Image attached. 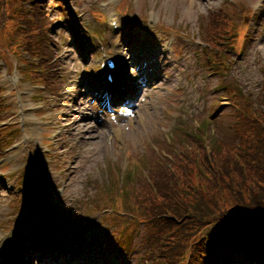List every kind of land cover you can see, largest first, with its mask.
Listing matches in <instances>:
<instances>
[{
  "label": "rangeland",
  "instance_id": "obj_1",
  "mask_svg": "<svg viewBox=\"0 0 264 264\" xmlns=\"http://www.w3.org/2000/svg\"><path fill=\"white\" fill-rule=\"evenodd\" d=\"M57 0H49L50 10H52V3L56 2ZM99 0H72L73 4L78 7V9H84L82 6L90 7V5L97 3ZM153 2L154 4L151 5V7L156 8V10L151 9L149 12V21L148 24H145L144 26H136L128 22L127 20L122 18V24L128 27L134 26L139 31H145L149 34L150 42L149 46L147 45V40L144 41V35L143 32L137 33L135 37L132 39L133 43H136L135 49L136 50H142L149 51V47H152L154 49L162 47L163 44L160 41L159 38H153L152 36V27L159 25V24H167L169 25L171 22H174L173 20L180 19L179 25L180 28L184 31H187L191 34H194L196 37L195 42L200 41L205 37L204 35V28L202 26V22L200 21V15L201 16H207L208 13H210L211 10H217L221 7V3L223 0H147L146 3L148 4L150 8V2ZM249 4L248 6H255L258 0H248ZM224 2V1H223ZM243 3H247L246 0H244ZM82 7V8H80ZM53 11L52 13H54ZM87 13L91 12V10L86 11ZM80 15L82 13L78 12ZM86 13V15H87ZM57 15L56 17L58 18ZM54 21H56V18ZM200 18V19H199ZM262 18L264 20V11L262 13ZM51 19V18H50ZM86 19V16L84 17ZM61 23H63V20H61ZM174 24V23H173ZM179 27V26H178ZM54 28V27H53ZM185 28V29H184ZM264 33V26L258 31L256 41L254 43V49L258 51L257 56H250V64H247L245 59L243 66L241 67V72L239 75L236 74H230L231 78H234L235 76L238 77L240 81H246V79L250 78L255 74L254 81H258L260 79L258 72V62L263 61L264 62V36L262 37V34ZM51 34L55 36L56 40L61 41L63 43L64 49H66L70 44L71 36L67 30L63 28V25L57 24V26L51 31ZM94 42L96 43L98 40H101L104 42V44H109V42H121V36L120 35H112L110 26L107 24L102 29L100 34L97 32H91L89 35ZM101 36V37H100ZM131 36L129 39L131 40ZM130 42V41H128ZM129 44V43H128ZM62 46V47H63ZM165 47H168L167 45ZM172 50H169V52ZM75 52V51H74ZM62 53V49H60V54ZM136 55L135 52L129 53ZM230 54L234 56V58L237 56L232 51H230ZM99 57V54L96 52V55L93 54L91 59V64L93 66L94 63H96L97 59ZM169 58L171 60H176L177 62V68L174 69L170 67V62L168 60L167 63H159V69H158V76L159 79L163 82L159 83L160 88L157 89L155 94L152 95L151 103L146 109L144 110V113L146 114V126L143 123L137 122V121H130L122 130H120V134L115 136L117 143L113 144L112 146L108 147L106 150L105 142L103 143V133L102 131L105 129H109L104 126V122H102L101 125H99L96 121H94L92 124L97 125L100 128V133H93L91 130L88 132V136L92 137L93 140L91 143L94 145L97 144V154L92 155L91 159L88 161H81V158H78L79 148H82L80 146V142H78L77 138L75 136L64 134V140L56 146V148H66V155L61 154V160L63 162L62 168L64 169V166H66V163L68 160H74L75 158H78L77 161H75V165L80 166V174L78 179L76 180L74 186V189L77 190L79 193H81V187H83L84 191L92 185L97 183H102L103 181L107 182V179L110 178V169L109 167L114 166L117 167L118 160L120 157L125 155L127 152L126 150H129L131 153V156L134 160H140L144 162V159L146 161L149 157H151L154 161H156L157 154H161L162 149L165 148V145L161 139H163V132L160 130V125L162 124V121L164 119L163 116V109L160 105L164 103L163 100L167 99L166 96H168V90L165 89V86L169 84V89H172L174 85L177 87H181L180 77L183 79V82L185 85H187V91L184 94L183 90L180 95L183 96V99L180 100L184 103L183 107L186 108H192L198 103H201L202 107L204 106L203 99L199 100L200 97H204L205 99H211L213 96L212 87L214 84L218 83V79L216 76H213L212 74L208 73L206 71L202 64L200 58L193 53V51L190 50H183L182 48H179L174 55H170ZM78 62H76V60ZM239 56L236 57L234 60H238ZM233 60V61H234ZM81 60L78 57V54H74L70 60H67V65L74 70L77 71H83L84 67L80 64ZM262 63V62H261ZM250 69L249 71H244ZM85 72V71H84ZM82 72H78L77 78L82 76ZM167 76L168 79H164ZM213 78L212 81H208V79ZM237 80V79H236ZM75 85V84H73ZM12 90H15V83L10 82L9 87L7 88L5 95H10ZM80 91H82L81 88H79ZM14 92V91H13ZM13 94V93H11ZM11 100V103L15 105L18 109H21V105H19V99L14 93V96L9 97ZM85 101L89 104V98L86 96H83L81 98V102ZM186 101V102H185ZM56 102L54 99L50 98L48 103ZM160 102V103H159ZM91 106H88V109L90 113L92 114V108ZM61 109L55 110V111H49L46 113V116H55V119H61L64 111L66 109L64 108L63 103H61V106L59 107ZM97 114H94V118L97 119ZM1 118L7 122L10 117L6 114V111H4L1 115ZM103 121V120H101ZM56 127H58L56 125ZM89 124H86L85 128H78L79 130L82 129H88ZM98 135V137H96ZM119 135H122L123 138H121ZM20 143V142H19ZM18 144H16L17 146ZM159 149V152H157V148ZM12 149V148H11ZM11 149L6 151L3 162H9L12 169L17 170L15 166V162L12 161L10 158L11 155ZM79 149V150H78ZM15 154L14 152H12ZM42 167H46V162L44 161H37ZM70 173L66 174L68 177L70 176ZM80 188V189H79ZM84 193V192H83ZM63 204V210L65 213L68 214L71 210H67L68 206L65 204L63 200L60 201ZM76 213V212H74ZM90 215V214H89ZM6 220H10L11 216L8 218H5ZM86 219L89 220V222L93 223L96 227L100 228L99 232H104L107 230L106 226H102L99 217L98 216H86ZM1 220V218H0ZM1 222H3L1 220ZM8 228H11L10 221L8 222ZM134 255H136L138 252L141 251L139 241L137 240L134 244ZM132 255L125 259V256L120 257H111V261H113L115 264H134L136 261V257Z\"/></svg>",
  "mask_w": 264,
  "mask_h": 264
},
{
  "label": "trees",
  "instance_id": "obj_2",
  "mask_svg": "<svg viewBox=\"0 0 264 264\" xmlns=\"http://www.w3.org/2000/svg\"><path fill=\"white\" fill-rule=\"evenodd\" d=\"M217 157V156H214ZM232 157L226 160V157L219 156V161H214L213 166L210 168V172L212 175L217 172L220 168L225 166L223 177L225 179L223 184H217L214 182H210V193H216L218 191H221L224 195H228V199H231L232 197L239 198L242 197V192L240 189H236V186L239 188L238 182L235 181V178H230V172L229 169L226 168L228 162L232 161ZM158 167V166H157ZM184 169H182V174L184 173ZM155 184L158 188V193L154 194L152 193L149 188H147L146 192L139 194L138 192H134L131 194V198H134V203L136 205L144 206L146 204L150 205V209L148 211L149 219L151 220L149 227L152 229L157 228L161 222L162 217L169 212L170 216L174 220H181V225L176 226L174 221L170 223V225L174 226L176 229L175 238L178 240H183L188 231L194 227L198 232L200 227H198L200 212H197V215L192 210V205L190 206L187 201H190V195L186 191L185 186L186 184H190L189 180L187 179L186 174H181L180 170H176V172H171V170L165 171L164 169L156 168L153 172ZM180 174V175H177ZM202 180L204 181L205 178L203 176ZM230 178V179H229ZM243 176L240 178H237L239 181H241ZM188 180V182H187ZM214 188H213V186ZM242 188H244V184H241ZM239 191V192H238ZM252 193V191L250 192ZM214 211V210H213ZM204 216L208 219H210V216L208 214H204ZM232 218H226L224 222H227ZM169 223V222H168ZM167 223V224H168ZM220 234L219 231H212V235L214 237L218 236Z\"/></svg>",
  "mask_w": 264,
  "mask_h": 264
}]
</instances>
